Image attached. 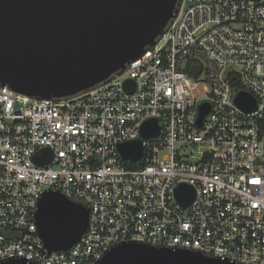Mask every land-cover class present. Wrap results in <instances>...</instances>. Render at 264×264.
I'll return each mask as SVG.
<instances>
[{
	"label": "built area",
	"instance_id": "obj_1",
	"mask_svg": "<svg viewBox=\"0 0 264 264\" xmlns=\"http://www.w3.org/2000/svg\"><path fill=\"white\" fill-rule=\"evenodd\" d=\"M241 91L254 110L235 103ZM150 119L142 157L122 160ZM42 149L52 160L39 166ZM180 184L194 190L186 207ZM47 191L89 209L80 241L49 255L34 219ZM124 242L264 264V0H179L141 58L72 97L0 85V261L96 264Z\"/></svg>",
	"mask_w": 264,
	"mask_h": 264
},
{
	"label": "water",
	"instance_id": "obj_2",
	"mask_svg": "<svg viewBox=\"0 0 264 264\" xmlns=\"http://www.w3.org/2000/svg\"><path fill=\"white\" fill-rule=\"evenodd\" d=\"M179 0H0V85L36 99L72 97L104 83L141 58L155 44L177 12ZM235 83V80H232ZM135 88L124 83L127 93ZM235 103L255 109L254 99L239 92ZM209 112L199 107L197 124ZM155 119L143 123L140 137L118 146L124 161L136 162L142 141L157 134ZM52 160L42 149L37 165ZM194 190H175L182 206L194 200ZM47 254L70 250L88 228L89 209L58 191L44 192L34 215ZM0 264H31L7 259ZM96 264H233L188 250H173L138 242L111 248Z\"/></svg>",
	"mask_w": 264,
	"mask_h": 264
},
{
	"label": "snow or ice",
	"instance_id": "obj_3",
	"mask_svg": "<svg viewBox=\"0 0 264 264\" xmlns=\"http://www.w3.org/2000/svg\"><path fill=\"white\" fill-rule=\"evenodd\" d=\"M253 183H259V181H253Z\"/></svg>",
	"mask_w": 264,
	"mask_h": 264
}]
</instances>
